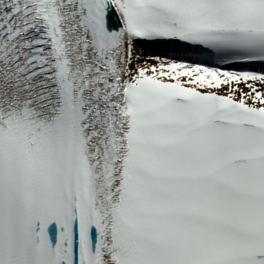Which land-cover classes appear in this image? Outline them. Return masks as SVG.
Here are the masks:
<instances>
[{
  "label": "snow or ice",
  "instance_id": "obj_1",
  "mask_svg": "<svg viewBox=\"0 0 264 264\" xmlns=\"http://www.w3.org/2000/svg\"><path fill=\"white\" fill-rule=\"evenodd\" d=\"M0 264H264V0H0Z\"/></svg>",
  "mask_w": 264,
  "mask_h": 264
},
{
  "label": "bare ground",
  "instance_id": "obj_2",
  "mask_svg": "<svg viewBox=\"0 0 264 264\" xmlns=\"http://www.w3.org/2000/svg\"><path fill=\"white\" fill-rule=\"evenodd\" d=\"M146 57L148 56V54H144Z\"/></svg>",
  "mask_w": 264,
  "mask_h": 264
}]
</instances>
